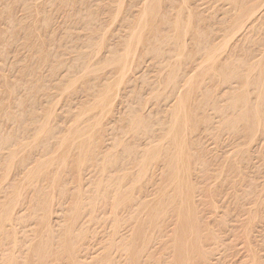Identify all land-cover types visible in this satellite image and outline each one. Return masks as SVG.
I'll return each instance as SVG.
<instances>
[{"label":"rangeland","instance_id":"obj_1","mask_svg":"<svg viewBox=\"0 0 264 264\" xmlns=\"http://www.w3.org/2000/svg\"><path fill=\"white\" fill-rule=\"evenodd\" d=\"M237 9L227 0H0V209L18 203L0 233V264H37L33 247L48 242L57 257L45 264H132L138 201L167 215L141 227L150 245L136 264H178L175 243L192 241L177 220L188 195L170 198L171 171L191 186L203 236L194 263L264 264V0ZM145 16L153 21L137 25ZM202 40L217 49L214 63ZM241 97L263 112L250 129L242 100L233 103ZM174 123L184 142H172ZM122 175L131 205L116 212L103 194ZM66 228L81 232L69 249Z\"/></svg>","mask_w":264,"mask_h":264},{"label":"bare ground","instance_id":"obj_2","mask_svg":"<svg viewBox=\"0 0 264 264\" xmlns=\"http://www.w3.org/2000/svg\"><path fill=\"white\" fill-rule=\"evenodd\" d=\"M161 1V0H160ZM248 0H227V3H229L230 5H231V7L233 8V9H237V7L239 6L240 7V4H242V3H245V2H247ZM182 2H184L185 3V1H182ZM148 4V3H147ZM150 4V3H149ZM152 4V3H151ZM147 6V5H146ZM149 6V7H148ZM146 8L148 9L147 11L148 12H151L150 14L151 15H153V13H154V5L150 8V5H148ZM185 6V5H184ZM146 8L144 9L143 8V10L145 11H143L144 13H146ZM150 8V9H149ZM238 10V9H237ZM188 11V10H187ZM189 12H190V10H189ZM245 12H241V14L243 15ZM143 14V13H142ZM149 14V13H148ZM150 15V16H151ZM181 15V14H180ZM143 16H144V14H143ZM142 17V16H141ZM146 17L147 16H145V17H143V18H145L144 20H146ZM143 18H141V20H140V22H137V23H139V24H137V25H140V23H146V24H148L150 21H153V19L152 18H147V20L145 21V22H142V19ZM188 18V17H187ZM138 20V21H139ZM176 20V19H175ZM178 20V19H177ZM181 20V19H180ZM188 20H190L189 18H188ZM182 21V20H181ZM189 22V21H188ZM183 23H184V21H183ZM146 24H145V26H146ZM136 25V26H137ZM185 25H187V24H185ZM142 26H143V24H142ZM142 26H137V28L138 29H142L141 27ZM135 27V26H134ZM140 27V28H139ZM186 27V26H185ZM187 27H188V25H187ZM144 28V27H143ZM136 29V28H135ZM137 30V29H136ZM135 30V31H136ZM134 31V29H133V32H135ZM137 31H139V30H137ZM135 32V33H133L134 35H136L138 32ZM188 31V30H187ZM140 33V32H139ZM139 35V34H138ZM137 35V36H138ZM194 36V35H193ZM199 36V35H198ZM197 37V36H196ZM196 37H194L192 40L193 41H195V42H198V40L196 39ZM138 38L139 37H137V40H138ZM203 42H204V48L203 49H205V56L208 58V59H210V61H211V63H214L216 60H217V58L218 57H216L217 55V49L215 50V49H213L211 46H209L208 45V43L206 42V41H208V40H206V41H204V40H202ZM201 41V42H202ZM200 42V41H199ZM178 43V42H177ZM128 44H129V42H128ZM197 45V44H196ZM199 45V44H198ZM202 45V44H201ZM128 46V45H127ZM130 46V45H129ZM132 46V45H131ZM178 47V46H177ZM176 47V48H177ZM200 47V46H199ZM199 47H197V49L199 48ZM214 47V46H213ZM133 48V47H132ZM215 48V47H214ZM129 49V48H128ZM200 49V48H199ZM157 50V49H156ZM212 50H214L216 53H213L214 51H212ZM154 51H155V49H154ZM158 52V51H157ZM160 52V51H159ZM156 53V52H155ZM180 53H181V51H180ZM159 55H161L160 53H158ZM158 54H155V55H158ZM171 53H169V55H170ZM158 57V56H157ZM117 61V60H116ZM119 61L120 60H118L117 62L119 63ZM113 62H114V60H113ZM113 62H112V64H113ZM238 62V61H237ZM117 63V64H118ZM241 63V62H240ZM242 63H243V61H242ZM114 64H115V62H114ZM116 65V64H115ZM222 66L224 67V68H226V69H228V68H230V70H229V72H230V74H231V77H239V75H238V73L236 72L237 70H236V65L233 63V62H231V61H229V60H225L224 61V63L222 64ZM198 67H202V66H198ZM214 67V65H212V66H210V68H213ZM206 69V70H201L200 71V73L199 74H201V76L202 75H206L207 73H208V75H213V72H214V70H212V69ZM199 69V68H198ZM200 70V69H199ZM237 73V74H236ZM229 74V75H230ZM200 76V75H199ZM200 77H198V79H199ZM228 78H229V76H228ZM264 79V78H263ZM261 82V81H260ZM188 83V82H187ZM186 83V85H188ZM264 83V81L262 82V84ZM246 86V85H245ZM264 86V85H263ZM244 87V86H243ZM190 88L191 87H189V89H188V91L190 90ZM260 88H264V87H261L260 86ZM261 91H262V89H260ZM261 91H258L257 90V94H259L258 96L261 98H263L264 97V95H263V93H258V92H261ZM264 91V90H263ZM190 92H192V91H190ZM187 93V92H186ZM188 94H189V92H188ZM257 96V95H256ZM257 98V97H256ZM260 98H258V100L260 99ZM236 99V98H235ZM244 99H245V97H244ZM244 99H243V97H241V99H239V98H237L235 101H233V103L234 104H238V103H240L241 102V100H242V105L244 104V110L242 109V114H241V116H240V118L242 119V120H244L245 122H246V128H248V129H250L252 126H253V124H255L254 122H255V120L256 119H258V120H260V117H261V115L263 114V112L261 113V111L260 110H258L259 109V107H256V108H258L257 110H256V108H249L248 106H246V104H245V101H246V99H245V101H244ZM257 100V101H258ZM249 101V99L247 100V102ZM263 101V100H262ZM258 102H260V103H262L261 102V99L258 101ZM258 102H256V103H258ZM232 103V104H233ZM241 104V103H240ZM249 105H252V104H254V103H252V104H250V102L248 103ZM260 105V107H261V104H259ZM255 106H257V105H255ZM254 106V107H255ZM264 106V105H263ZM263 109V108H262ZM251 111H253L251 114H250V112ZM257 121V120H256ZM260 123V122H259ZM175 124V123H174ZM181 124L182 123H179V124H175L174 126H172V131H173V136H172V139H173V141L172 142H174L175 140H178V141H182V142H184L185 141V134H186V130L184 131V128H182L181 127ZM257 125V124H256ZM260 125V124H259ZM258 125V126H259ZM81 130V129H80ZM77 132H79V129H78V131ZM81 132H85V131H83V130H81ZM184 132H185V134H184ZM77 134H79L80 135V133H77ZM77 134L75 135V136H77ZM82 134V133H81ZM79 135H78V137H79ZM83 136L85 135V133L84 134H82ZM87 136V135H86ZM75 139H76V141H78L79 139L78 138H76L75 137ZM78 139V140H77ZM88 139V138H87ZM90 139V138H89ZM76 141H74L73 140V142L75 143ZM90 142H91V140H89ZM66 142V140H64L63 141V143H65ZM79 142H82V144L80 143L79 144V148L81 149H79L80 151H81V153L82 154H85L86 153V150H84L85 149V147L86 146H88L87 145V140H86V142H85V140L83 139L82 140V138H81V141H79ZM83 142H85V143H83ZM121 143V142H120ZM91 145V144H90ZM122 145V144H121ZM92 146V145H91ZM88 147V149H90V148H92V147ZM96 147V146H95ZM124 148V147H123ZM87 149V148H86ZM88 149H87V151H88ZM95 150V149H94ZM79 151V152H80ZM92 152V151H91ZM173 152H176L177 154L178 153H184L185 152V150H182L180 147H178V148H175L174 147V150H173ZM87 153H89V152H87ZM83 162V160H81V162L80 163H82ZM114 163V165L113 166H115V163L117 164V163H119L117 160L115 161V162H113ZM176 164V162L174 161V160H170L169 161V165H170V169H172V168H175L174 166H175V164ZM187 163H189V160H187ZM64 162L61 164V166L63 167L64 166ZM112 164V163H111ZM174 164V165H173ZM80 165V164H79ZM78 165V166H79ZM117 165H119V164H117ZM117 165L115 166V167H117ZM168 165V166H169ZM173 166V167H172ZM40 167H42L43 168V166H40ZM40 167H39V170H40ZM37 169V168H36ZM26 170V169H25ZM78 170H80V167L78 168ZM174 170V169H173ZM32 171H34V170H32ZM79 172V171H78ZM36 174H38V173H36ZM35 174V175H36ZM80 174V173H79ZM34 175V176H35ZM30 176V175H29ZM31 176H33L32 175V173H31ZM125 177V175H122V178H118L117 179V185H115V186H111L110 187V189L108 190V191H105V193L103 194V203H109V204H111L112 206H113V208L115 209V211L117 212V210L119 209L118 208V206L119 205H121V204H124V203H126L127 205H131V199H130V196L128 195V191L127 190H122V179ZM80 178V177H79ZM170 182L171 183H173L174 185H175V187L177 188V190H176V194L174 195V196H169L171 199H178L179 198V194L180 193H182V192H184V193H186L188 196H189V194L188 193H190V191H191V186L189 185V183L187 182V179H186V177L185 176H181V175H179L178 173H176L175 171H171V176H170ZM112 190H117L118 191V193H116V194H114V195H117V197L115 196V197H113V195L110 193ZM2 191V190H1ZM0 191V192H1ZM187 196V198H185V204H186V209H185V213L184 214H177L178 216H177V220L178 221H183L184 222V227L182 228V232L183 233H186V234H188L187 236L189 237V238H191L190 239V241H192V243H187V244H185V247H182V243L180 242V241H177L176 243H175V246H176V248L174 249V252H175V257H174V259H176V262L178 263V264H195L194 263V247L197 245V244H199V242H200V240L203 238V236H201V234H200V232H199V230H201V228L199 227V225L197 224V217L195 216V211H194V209H193V207H192V203L190 202V198ZM139 200V199H138ZM140 200H141V198H140ZM12 201V200H11ZM10 201V202H11ZM175 201V200H174ZM13 202V201H12ZM11 202V203H12ZM16 202V201H15ZM81 202H79L78 204V206H77V208H76V212H75V216H76V214L79 212V210H80V208H81V204H80ZM7 204V203H6ZM14 204L15 203H13L12 204V206L10 207V205L8 206V204L7 205H5V206H2L1 207V209H0V233H5V225H7V224H9L12 220H13V218H11L12 217V207L14 206ZM136 204V203H135ZM172 204V203H171ZM174 204V203H173ZM172 204V205H173ZM16 205H18V203H16L15 204V206L14 207H17ZM106 205V204H105ZM133 205V204H132ZM138 206H137V209L139 210L140 209V211H139V214L138 215H136V216H132L131 218H130V220H132V221H135L136 223H135V226H137L139 229L136 231V234H134L133 236H130V243H132L133 244V247H132V250H130V253L132 254L133 253V257H130V261H131V263L132 264H136V261L138 262L139 261V259H137V256H140V254H142V253H144V252H146V250L148 249V247H149V245H150V241H149V238L147 237V235H146V233L141 229V227L144 225V224H153L154 225V227H157V226H159L160 225V221H161V219H162V216L164 215V213L166 212V207L164 208H162V206H160L158 203H155V204H153V205H149V204H146L144 201H138V204H137ZM169 206V205H168ZM13 207V209H15ZM141 207V208H140ZM168 208V207H167ZM144 212V216L142 217V213ZM120 214H118L117 213V216L113 219V222H116V221H120V220H122V218L119 216ZM166 215H167V212H166ZM165 215V216H166ZM167 218V217H166ZM170 220V219H169ZM131 221V222H132ZM66 229H68V228H66ZM71 229V228H70ZM70 229H68L67 231H66V233H65V235L61 238V243H62V245H64V248L66 247V248H68L69 249V246L71 245V244H73V242L74 241H72V240H74V239H77V238H79L80 237V235H81V232H79L76 236H70V234H69V232H71L72 230H70ZM70 230V231H69ZM159 231V230H158ZM65 232V231H64ZM163 235V234H162ZM41 237V236H40ZM136 239L138 240V242L136 243ZM33 249H34V253H35V257H36V262H37V264H45V262H46V260L48 259V257H52V256H54V257H57V255L54 253V251H53V249H52V245H51V243L50 242H48L47 244H46V246H44L43 248H39V243H37L34 247H33ZM121 249H123V250H127V246L126 245H121ZM197 254V253H196ZM1 256V255H0ZM2 258V257H1ZM52 259V258H51ZM1 260V259H0ZM3 261H5V260H3ZM6 263H7V261H6ZM8 264H16V262L15 263H13V262H8ZM23 264V263H22ZM24 264H27V263H24Z\"/></svg>","mask_w":264,"mask_h":264}]
</instances>
